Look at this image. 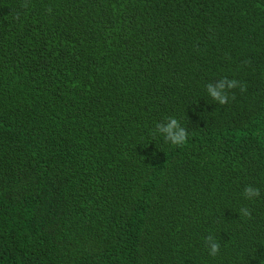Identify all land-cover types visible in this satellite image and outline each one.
<instances>
[{
    "label": "trees",
    "instance_id": "1",
    "mask_svg": "<svg viewBox=\"0 0 264 264\" xmlns=\"http://www.w3.org/2000/svg\"><path fill=\"white\" fill-rule=\"evenodd\" d=\"M0 264H264V0H0Z\"/></svg>",
    "mask_w": 264,
    "mask_h": 264
},
{
    "label": "clouds",
    "instance_id": "2",
    "mask_svg": "<svg viewBox=\"0 0 264 264\" xmlns=\"http://www.w3.org/2000/svg\"><path fill=\"white\" fill-rule=\"evenodd\" d=\"M236 87H241V91L244 90V87L241 86L237 80H230L227 77L220 79L215 84L208 83L206 85L209 95L220 104L228 102L229 97L227 89ZM157 133L161 134L165 141H168L177 147H182L187 143L188 132L174 117H168L166 123H157L153 135ZM243 195L246 199L251 200L260 195V189L249 185L244 188ZM239 213L241 216L251 218V212L248 208H241ZM205 245L208 248L210 256L215 257L219 254L220 244L214 235L209 234L205 237Z\"/></svg>",
    "mask_w": 264,
    "mask_h": 264
}]
</instances>
